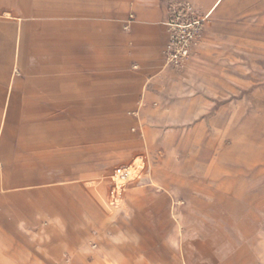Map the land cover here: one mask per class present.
Masks as SVG:
<instances>
[{"label": "rangeland", "instance_id": "rangeland-1", "mask_svg": "<svg viewBox=\"0 0 264 264\" xmlns=\"http://www.w3.org/2000/svg\"><path fill=\"white\" fill-rule=\"evenodd\" d=\"M1 2L0 264H264V0Z\"/></svg>", "mask_w": 264, "mask_h": 264}, {"label": "crops", "instance_id": "crops-1", "mask_svg": "<svg viewBox=\"0 0 264 264\" xmlns=\"http://www.w3.org/2000/svg\"><path fill=\"white\" fill-rule=\"evenodd\" d=\"M218 1L219 0H217V2ZM23 8L24 9L21 11L19 7L14 5L3 6L0 0V63H6V66H8L13 62L10 78L8 79L7 76L0 77V94H5L0 131L7 113H9L8 110H11V105L15 102V86L17 85L15 73L19 71L23 60L26 58L24 57L26 54L23 47L36 44L39 45L38 39L45 37V20L42 21L41 26L40 21L31 23L23 20V15H25V13L28 15L32 12V14L40 13V11H32L30 7ZM19 13L23 15H18ZM31 27H37L38 29L41 27L42 33L39 31L37 33H31ZM31 39H34V41L31 42ZM35 39L37 41H35ZM35 54L39 55L40 50L36 48ZM21 55H23V58ZM3 101H0V103ZM140 161L141 156L138 152H134L132 157L127 160L126 164L118 168V175L113 176L118 184L123 180L121 173L123 171H132L134 165L138 164ZM118 199H120V190H118L117 201H119Z\"/></svg>", "mask_w": 264, "mask_h": 264}, {"label": "built area", "instance_id": "built-area-1", "mask_svg": "<svg viewBox=\"0 0 264 264\" xmlns=\"http://www.w3.org/2000/svg\"><path fill=\"white\" fill-rule=\"evenodd\" d=\"M172 44L169 45V48H171ZM187 48L185 46H181L174 54L170 56V59L172 61L178 62L181 57L186 55Z\"/></svg>", "mask_w": 264, "mask_h": 264}]
</instances>
